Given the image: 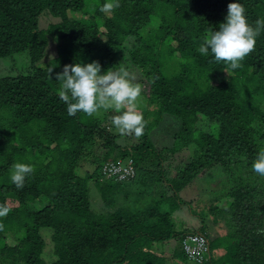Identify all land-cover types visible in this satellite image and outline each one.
<instances>
[{"label": "trees", "instance_id": "16d2710c", "mask_svg": "<svg viewBox=\"0 0 264 264\" xmlns=\"http://www.w3.org/2000/svg\"><path fill=\"white\" fill-rule=\"evenodd\" d=\"M87 1L0 0V58L27 52L30 61L28 74L0 77V204L10 209L0 217V264H196L182 241L193 233L209 240L203 211L227 241L221 257L209 253L202 264H264V176L250 167L264 146V31L233 69L197 51L230 0H120L108 11H100L104 0H93L92 24L71 19ZM240 2L253 26L264 18V0ZM44 12L58 19L48 29L38 23ZM50 36L57 55L42 65ZM131 39L140 44L132 48ZM124 55L141 84L138 102L145 101L144 132L130 147L93 115H68L56 79L65 64L96 60L103 72ZM167 118L179 129L158 148L149 134ZM129 158L132 178L104 179L106 162ZM17 161L33 165L19 189L10 180ZM81 161L92 171L81 173ZM93 179L106 208L130 182L167 186L168 194L150 191L151 202L100 214L91 209ZM201 179L214 182L213 197L194 211L179 193ZM183 204L200 220L195 231L176 229L173 215ZM41 230L51 231L49 262ZM174 239L167 258L162 245Z\"/></svg>", "mask_w": 264, "mask_h": 264}, {"label": "clouds", "instance_id": "9594fccd", "mask_svg": "<svg viewBox=\"0 0 264 264\" xmlns=\"http://www.w3.org/2000/svg\"><path fill=\"white\" fill-rule=\"evenodd\" d=\"M119 4L120 0H104L99 6L100 11L112 10ZM261 31H264V18H257L253 26L248 22L244 4L240 0H230L218 30L210 28L197 51L235 69L239 61L254 49ZM48 71L51 73L52 67L48 66ZM56 79L60 81L58 96L65 102L68 115H75L78 111L93 115L101 108H112L116 111L110 117L111 125L121 135L140 137L143 134L145 120L137 107L141 84L133 82L134 77L125 65L101 72V64L96 60L65 64ZM250 167L264 176V146L258 149ZM32 171L31 163L17 161L12 165L10 180L16 188H23ZM9 211L8 206L0 204V217Z\"/></svg>", "mask_w": 264, "mask_h": 264}, {"label": "rangeland", "instance_id": "374dc122", "mask_svg": "<svg viewBox=\"0 0 264 264\" xmlns=\"http://www.w3.org/2000/svg\"><path fill=\"white\" fill-rule=\"evenodd\" d=\"M87 5L85 9L79 13H72L71 19L73 20H79L83 23L92 24V19H90L91 14L95 10V3L93 0H88ZM58 22V19L53 17L52 15L48 14L47 12H44L39 17V27L41 29H48L50 25L55 24ZM129 46L136 47L140 44V41L138 39H131L129 42ZM58 45L53 37H49V45L47 47L46 56L42 60V65L49 64L51 59H53L57 55V48ZM125 53V52H124ZM29 56L27 52H21L16 53L13 55H10L5 58H0V77L3 76H19V75H26L29 72L30 64H29ZM125 65L132 76L134 77V80L138 79V75L136 70L131 69V64L128 60V56L124 55L119 58L118 63L116 66L119 65ZM219 77H215L214 81H218ZM213 80V79H212ZM137 107L140 110L141 108L145 107V101L140 99V101L137 103ZM122 110V109H121ZM116 110L109 108V109H99L95 114H93L94 118H97L102 126H105V124H108L109 131L117 136V144L121 147H130L131 145L138 142V139L133 134H127V135H121L113 125H111L110 117L115 113ZM152 118H150V121ZM179 129V123L177 120L173 118H167L164 119V121L160 124L159 127L153 129L150 132V139H152L155 143H158V148H160V145L168 146L172 143V135L176 133ZM99 153H102V151H99ZM185 152H183V155L180 156V154H177L172 159V164H177L181 161V159H184ZM81 173H83L85 170L92 171V167L86 163V162H79ZM105 179V177H104ZM106 180H112V179H106ZM150 188L143 186L142 184H133V182L122 184V190L120 193H116L114 197V203L112 208H106L103 203L102 199L100 197V194L98 192L97 187L95 186L94 179L90 181L89 183V196H90V202H91V209L92 211H95L96 213H109L112 212L117 207L122 206H130L133 207L135 205V201H141L143 203L151 202L152 198L154 196H150L152 194L150 191L157 192L158 195L160 194H168L167 192H164L167 189V186H164L163 189H160L162 186H154L150 183ZM214 182H210L209 180L201 179L197 181L196 183L192 184L190 187L185 188L179 193V197L184 201L189 203L193 206L194 211L199 210L202 207H205L210 202L208 201L211 197H213V194L209 192V189L214 188ZM219 191V184L217 185L216 192ZM208 201V202H207ZM206 202V204L204 203ZM37 207H40L37 205ZM205 212L202 213V224L206 226V233L209 236L210 241V254L212 256V259L215 260L216 258L221 257V255L225 252V244L224 242L227 241L224 237V235H218L213 230L212 224L213 221L210 218H207ZM206 217V218H205ZM173 221L175 222L176 229L177 230H191L195 231L199 228L200 220L191 215L189 212V208L187 205H181L180 209L174 213L173 215ZM41 235L43 237V240L45 241V248L43 250L42 258L49 262L54 259V256L52 254V242L50 240L51 231L50 230H41ZM224 234V233H220ZM178 246L177 240H171L165 244L162 245V248L164 249L167 258H170L172 255L174 249ZM161 247V246H160Z\"/></svg>", "mask_w": 264, "mask_h": 264}, {"label": "built area", "instance_id": "2783aa9c", "mask_svg": "<svg viewBox=\"0 0 264 264\" xmlns=\"http://www.w3.org/2000/svg\"><path fill=\"white\" fill-rule=\"evenodd\" d=\"M102 175L105 179L127 181L133 177V163L131 159H118L106 162L102 166ZM183 251L189 260L202 264L209 258V240L201 233L188 234L182 241Z\"/></svg>", "mask_w": 264, "mask_h": 264}]
</instances>
